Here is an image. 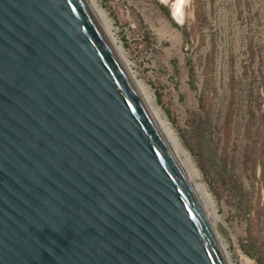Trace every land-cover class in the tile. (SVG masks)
Instances as JSON below:
<instances>
[{
  "label": "water",
  "instance_id": "1",
  "mask_svg": "<svg viewBox=\"0 0 264 264\" xmlns=\"http://www.w3.org/2000/svg\"><path fill=\"white\" fill-rule=\"evenodd\" d=\"M0 264H226L83 0H0Z\"/></svg>",
  "mask_w": 264,
  "mask_h": 264
},
{
  "label": "rangeland",
  "instance_id": "2",
  "mask_svg": "<svg viewBox=\"0 0 264 264\" xmlns=\"http://www.w3.org/2000/svg\"><path fill=\"white\" fill-rule=\"evenodd\" d=\"M94 3L211 193L227 264H264V0Z\"/></svg>",
  "mask_w": 264,
  "mask_h": 264
},
{
  "label": "bare ground",
  "instance_id": "3",
  "mask_svg": "<svg viewBox=\"0 0 264 264\" xmlns=\"http://www.w3.org/2000/svg\"><path fill=\"white\" fill-rule=\"evenodd\" d=\"M83 1L87 6V9L89 10L91 16L93 17L95 23L97 24L99 30L101 31L105 40L107 41L109 47L114 52L120 64L124 68L127 77L129 78L133 88L135 89L141 102L146 108L151 118V121L153 122L156 130L158 131L161 139L163 140L172 159L174 160L189 191L193 195L195 201L199 205V208L204 214L209 226L211 227L213 235L215 236V239L217 241L219 250L224 257L218 236L215 232L214 227L212 226L214 221L212 217L216 216L215 204L211 196V193L207 189L206 185L203 182L196 179V177L198 176V169L196 165L190 158L187 150L183 147V145L180 143L176 135L173 133L168 123L164 119H161L159 117L157 110H154L151 107L150 105L151 96L149 92L146 90L145 86L139 80H134L130 75L131 73H129V70L127 68V62L126 60H124L119 56L117 48L115 46L114 38L109 32L111 24L108 17L104 14L103 11L95 7L94 0H83ZM246 262L250 263L251 261L247 260ZM225 263L227 264L226 260Z\"/></svg>",
  "mask_w": 264,
  "mask_h": 264
},
{
  "label": "trees",
  "instance_id": "4",
  "mask_svg": "<svg viewBox=\"0 0 264 264\" xmlns=\"http://www.w3.org/2000/svg\"><path fill=\"white\" fill-rule=\"evenodd\" d=\"M256 261H257V264H260L258 260H256Z\"/></svg>",
  "mask_w": 264,
  "mask_h": 264
}]
</instances>
